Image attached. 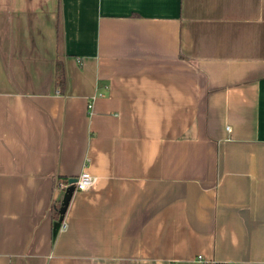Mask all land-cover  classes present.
<instances>
[{
    "label": "crops",
    "instance_id": "0c3cea01",
    "mask_svg": "<svg viewBox=\"0 0 264 264\" xmlns=\"http://www.w3.org/2000/svg\"><path fill=\"white\" fill-rule=\"evenodd\" d=\"M197 255L264 264V0H0V264Z\"/></svg>",
    "mask_w": 264,
    "mask_h": 264
},
{
    "label": "trees",
    "instance_id": "16d2710c",
    "mask_svg": "<svg viewBox=\"0 0 264 264\" xmlns=\"http://www.w3.org/2000/svg\"><path fill=\"white\" fill-rule=\"evenodd\" d=\"M54 85L62 93L66 85V74L64 65L60 60L55 61V70H54ZM61 181H67L68 178H60ZM74 190L73 185H68L58 196V199L53 202L52 207V218H53V236L56 235L60 224L63 219V214L65 212L69 198Z\"/></svg>",
    "mask_w": 264,
    "mask_h": 264
},
{
    "label": "built area",
    "instance_id": "2783aa9c",
    "mask_svg": "<svg viewBox=\"0 0 264 264\" xmlns=\"http://www.w3.org/2000/svg\"><path fill=\"white\" fill-rule=\"evenodd\" d=\"M90 108V104L87 106ZM75 182L70 183L68 180L61 181L59 179L55 180L54 189L52 194V203L58 199L59 194L63 191L68 185H73L75 191H85L92 188L97 181V177L90 174L89 172L83 170L78 176L75 177ZM63 227V223L60 224ZM196 261L200 264H209L207 263L201 255L196 256Z\"/></svg>",
    "mask_w": 264,
    "mask_h": 264
},
{
    "label": "water",
    "instance_id": "95a60500",
    "mask_svg": "<svg viewBox=\"0 0 264 264\" xmlns=\"http://www.w3.org/2000/svg\"><path fill=\"white\" fill-rule=\"evenodd\" d=\"M75 179H76L75 177H71V178H69L68 181H69L70 183H73V182H75Z\"/></svg>",
    "mask_w": 264,
    "mask_h": 264
}]
</instances>
